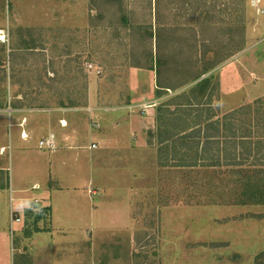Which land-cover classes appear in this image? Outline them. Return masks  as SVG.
Here are the masks:
<instances>
[{
    "label": "rangeland",
    "instance_id": "rangeland-1",
    "mask_svg": "<svg viewBox=\"0 0 264 264\" xmlns=\"http://www.w3.org/2000/svg\"><path fill=\"white\" fill-rule=\"evenodd\" d=\"M0 27V105L20 110L12 122L33 112L27 124L40 131L26 142L16 140L15 127L6 133L0 158L12 182L43 180L51 153L38 141L50 132L59 141L63 123L55 112L46 125L52 110L68 109L64 127L81 135L80 144H97L77 151L56 142L69 156L64 173H78L87 185L77 208L56 207L53 220L39 215L26 228L10 226V210L24 221L28 215L11 202L9 176L2 175L0 264H45L42 254L51 264H264V149L256 158L250 152V167L224 165L214 149L213 159L199 153L197 164L220 165L176 166L190 163L193 149L167 151L158 138L160 123L189 126L180 118L184 101L174 95L208 77L190 102L208 103L199 108L220 120L251 105L238 118L258 122L252 136L264 145V0H0ZM156 67L169 87L207 71L158 95ZM94 190L127 208V227L114 229L124 215H92ZM91 219L95 242L71 244Z\"/></svg>",
    "mask_w": 264,
    "mask_h": 264
},
{
    "label": "crops",
    "instance_id": "crops-1",
    "mask_svg": "<svg viewBox=\"0 0 264 264\" xmlns=\"http://www.w3.org/2000/svg\"><path fill=\"white\" fill-rule=\"evenodd\" d=\"M0 29H2L0 27ZM3 30V29H2ZM4 33V30H3ZM2 43V42H1ZM20 110H13L12 112H7L5 110V108L2 107V105H0V148L2 147H7L9 146L7 144V135L6 133L9 132L10 129L14 128L16 129L15 135H16V140H22L25 141L26 139H30L34 136V134L39 133L40 131H38L36 125H32L33 122L31 121L30 125H28L27 123H29L30 120H28L29 118L27 117L26 113H33V112H24L23 115L19 114L16 117V121L12 122L11 118L14 116V114H18ZM60 111V112H59ZM56 111V110H52V112H50L49 114H44L45 115V123L46 125H50V123L52 122V117H51V113H60L62 114V116L65 114L66 111H68V109H64L62 110L63 112H61V110ZM62 116H60L58 118V122L59 120L61 121L62 125L60 124L61 130H59V141L58 139L56 140V142L58 143V146H61L62 141H64L65 146L67 145L68 148L66 149H70V150H83L84 146L89 147V149H92L90 146L92 144H96L95 141H92L90 144L85 145V144H80V140H81V135L80 134H76V132L73 131H68V126L64 127V125H68L70 122L69 120L64 117L61 118ZM20 118H25V122L23 125H19V123H17L18 120H20ZM62 119V120H61ZM43 122V120H37ZM20 122V121H19ZM36 122V123H37ZM9 123H11L12 125L9 126ZM68 123V124H67ZM27 128H26V127ZM22 131L25 132V134H27V137L24 138L21 136ZM51 133V132H50ZM49 133V134H50ZM66 134V135H65ZM43 138V137H42ZM57 138V137H56ZM41 139V138H40ZM26 140V141H27ZM25 141V142H26ZM39 142V141H38ZM63 143V145H64ZM78 143V144H76ZM98 143V142H97ZM97 146V144H96ZM38 147V145H37ZM39 148V147H38ZM95 148V147H94ZM42 149V148H39ZM61 149V148H60ZM48 151V150H46ZM58 150L56 149L55 151H48L49 153H51V155L47 156L48 158V163H47V172L46 174L43 176V180H35L32 182V185H30L29 187L27 186V184L21 185L18 182H12L13 181V177L11 174H8V166L5 163L4 159L0 158V179H5L3 178V174L7 173V175L9 176V183H8V189L10 190V199L11 202L16 201L17 202H21V206L23 207V210L27 211V215H28V219L26 221H24L21 218V215L18 213L19 211L16 210L14 211L13 209L10 210L14 212V214L20 218V221L18 222H14L17 224V230H19L20 226L19 225H23L25 228L27 227L26 224L33 222L34 219H38L37 217L39 215L42 216H48L51 217V220H53V213L54 210H56V207H66L67 204L69 205H74L75 208H77V200H78V194H79V190L81 189V186H83L82 184H86L87 185V181L86 178L83 176H80L78 173H70V175H68L67 173H64V169L66 167V164H68V153L64 150H62L61 152H57ZM1 157V154H0ZM77 157H79V153L77 154ZM62 172V175H61ZM98 174V173H96ZM90 175V176H96L94 179V181L100 182L101 179L100 175ZM68 182V183H67ZM13 186V189H12ZM7 188L6 185L1 184L0 182V198L2 196H4L2 193L5 192ZM35 191L34 193H31V191ZM95 191V190H94ZM12 192V195H11ZM85 193L88 194L87 191H84ZM98 191L96 190L94 194V198L91 200V206L93 207V209H91V213L92 215L98 213V212H109L112 213V217L114 218V215H124V218H121L120 220L116 221L117 223V227L114 226V229H124L125 227H127V223H129V213L127 214V208L126 207H122L119 204L120 202L114 201L113 199H108L107 200H103L105 196H99V197H95L97 195ZM14 194V195H13ZM64 194H70V196H68L67 198H65V196H63ZM98 196V195H97ZM120 196V195H118ZM12 197V198H11ZM10 213H9V217H8V221L7 223H9V225L11 226V221H10ZM3 213L1 215V217H3ZM3 221V220H2ZM93 222V223H92ZM2 223V222H1ZM12 223V224H14ZM89 227H92L93 229H89ZM4 229V228H3ZM95 225H94V221H92V219L89 221V223L81 226L79 228L78 231V238L75 241H72L71 244H78V243H84L87 244L90 242V244L92 245L93 242H95V234L93 232H95ZM100 229V228H98ZM39 230H41L40 227H37V225L33 226V231L34 232H38ZM55 230L52 229L51 233L54 232ZM62 231V230H61ZM31 232V231H30ZM63 232H65V230H63ZM50 233V234H51ZM53 235V234H52ZM91 236V237H90ZM94 238V239H93ZM33 239V236H32ZM14 244V242H13ZM14 251L19 250L16 245H14ZM14 251H12L14 253ZM43 258L45 259V264H51L49 262V258L47 256V254H42ZM57 255L59 256L60 259L63 258V255H61L60 252L57 253ZM80 256V255H79ZM64 260V259H63ZM15 264V261L14 263ZM17 264V263H16ZM31 264V260L30 263ZM32 264H40V262L36 261L35 258H33L32 260ZM60 264V263H58Z\"/></svg>",
    "mask_w": 264,
    "mask_h": 264
},
{
    "label": "trees",
    "instance_id": "trees-1",
    "mask_svg": "<svg viewBox=\"0 0 264 264\" xmlns=\"http://www.w3.org/2000/svg\"><path fill=\"white\" fill-rule=\"evenodd\" d=\"M156 72V80H157V94L160 95L163 91V87L170 88L172 90H176L182 85L194 81L205 73L207 70L203 72H198L192 75L189 78H186L180 84L176 86H166L162 83L161 80V70L160 68H152ZM209 78H203L200 81L196 82L189 90L181 91L174 95V98L182 99L184 102L178 104L179 109L181 110L180 118L184 117V120L189 121V126H182L183 128H179L177 123L171 124L170 127H166L161 123L158 126V138H159V146H165L166 150L178 149L183 147H189L193 149L194 157L189 158L191 161L188 164L184 165H176V166H186V167H197V166H216L220 165L219 160H215V164H205L203 162L202 165H198V161H202V158H199V153L201 156L203 154H211V158H214L212 154V150H216L218 152H223V163L224 165H238L250 167V165H254L253 161H250V152L254 149L255 155L253 158L257 157V152L260 154L264 149L263 143L260 140L253 139L252 131L255 126H258V122H254L251 117H246L245 119H239L238 114H241L245 109H253L250 105L249 107H243L233 110L230 114H225V116L220 120L219 118L214 119L216 114L213 111L203 112V109H200V106L208 105V103H191L193 101V97H196L197 87L201 85H205L208 83ZM199 85V86H198ZM263 105L260 100L257 102ZM66 105V104H63ZM162 106H168V103H163L157 107V114L159 121L162 118L160 115L163 111ZM243 107V108H242ZM196 108V109H194ZM167 111L169 112L168 108ZM252 111V110H251ZM173 114V112H172ZM237 115V116H236ZM170 120V119H168ZM170 125V124H169ZM172 127L178 128L176 132L172 131ZM179 141V142H178ZM174 142V144H173ZM171 143L173 145H171ZM179 143V145L177 144ZM253 144V145H252ZM250 145V148L249 146ZM214 146V148H213ZM239 148L240 150H237ZM175 152V151H174ZM175 154V153H174ZM258 154V155H259ZM239 156V160L241 162L238 163H230L232 160H235L236 157ZM262 157V156H261ZM217 158H220L218 155ZM261 161L258 165H264V158H261ZM249 162V163H247ZM185 163V161H184ZM194 163V164H193ZM248 165H247V164ZM244 171L246 169L244 168Z\"/></svg>",
    "mask_w": 264,
    "mask_h": 264
},
{
    "label": "built area",
    "instance_id": "built-area-1",
    "mask_svg": "<svg viewBox=\"0 0 264 264\" xmlns=\"http://www.w3.org/2000/svg\"><path fill=\"white\" fill-rule=\"evenodd\" d=\"M4 35H5V33H3V30L0 29V39H4ZM24 122H25V118L21 122L22 124L21 123L20 124L23 125ZM21 136L24 137V138H26L27 137V134H25V132L22 131ZM38 146H39V148H42V149H45V150H49V151L55 150L56 147H57L55 135L53 133H50L47 137L40 139L39 142H38ZM90 147L91 148L92 147L94 148V147H96V144H92ZM10 221H11V224H12L14 222L20 221V218H18L14 214V212L11 211V213H10Z\"/></svg>",
    "mask_w": 264,
    "mask_h": 264
},
{
    "label": "water",
    "instance_id": "water-1",
    "mask_svg": "<svg viewBox=\"0 0 264 264\" xmlns=\"http://www.w3.org/2000/svg\"><path fill=\"white\" fill-rule=\"evenodd\" d=\"M202 77H205V76H202ZM198 81V80H197Z\"/></svg>",
    "mask_w": 264,
    "mask_h": 264
}]
</instances>
